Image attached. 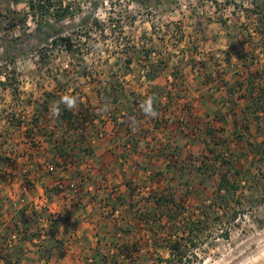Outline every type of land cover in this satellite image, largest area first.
<instances>
[{
	"label": "rangeland",
	"instance_id": "374dc122",
	"mask_svg": "<svg viewBox=\"0 0 264 264\" xmlns=\"http://www.w3.org/2000/svg\"><path fill=\"white\" fill-rule=\"evenodd\" d=\"M68 3L76 13L57 26L60 34L53 35L46 26L37 29L27 17L25 0H0V194L8 185L2 177L9 174L8 179L16 178L11 177L14 169L26 171L33 165L30 171L39 170L35 166L38 146L46 142L38 133L44 123H53V111L59 106L87 116L81 130L71 131L72 139L78 135L90 149L92 139L101 145L99 134L102 138L108 135L115 146L117 140L125 138L130 148H120L113 155L130 153L135 155L132 160L136 164L130 168L131 162L127 163L130 173L124 174L128 180L123 192L112 182L122 172L113 158L111 170L103 169L111 178L108 182L98 175L100 169L98 177L88 175L94 166L99 167L98 159L91 156L82 159L88 165L79 162L84 177L76 180L63 171L81 189L88 188L89 181L100 180L99 185L110 190L112 196L106 197L104 211L108 222L84 236L88 228L78 229L77 223L67 221V211L49 206L48 193L47 207L32 226L37 236L32 241L21 238L28 245L23 264L33 260L36 264H163L169 258L167 243L182 237V220L199 219L201 209L215 196L220 176L236 169V178L228 176L237 190L231 193L222 215L209 214L203 232L192 235L196 247L183 253L191 264H264V171L258 172L261 154H256V160L254 152L257 145L264 144V102L252 101L245 91V99L235 94L230 111L228 107L218 113L221 118L213 112L200 118L193 85L210 78L218 85L229 81L264 92V0ZM66 37L71 39V51L63 46ZM51 40L56 43L51 44ZM211 71H215L214 76ZM235 90L238 93L237 87ZM113 91L118 105L117 100L104 98ZM47 94L53 98H46ZM161 95L171 102L165 99L162 105ZM222 96L218 93L215 99L219 102ZM65 98L74 99L75 106H66ZM145 99L152 100L155 116L143 111ZM245 107H249L248 113L243 111ZM165 109L170 115L159 119L158 114ZM131 111L152 116L149 121L166 134L138 131L145 122H138L141 117L130 115ZM228 111L230 119L224 120ZM255 115L260 116L257 119ZM118 130L123 136L117 137ZM261 150L264 152V146ZM84 179L86 185L81 187L79 182ZM33 192L22 190L13 200H29L35 196ZM78 193L72 195L78 197ZM61 196L66 197V193ZM158 196L165 201L173 199L178 207L160 208L152 226L140 215L147 217ZM4 199L1 194L2 229L15 217V201ZM167 211L172 217L177 213L175 222L168 223ZM63 222L60 233L55 232ZM31 251L37 253L33 254L35 259ZM13 260L18 264L17 258Z\"/></svg>",
	"mask_w": 264,
	"mask_h": 264
},
{
	"label": "trees",
	"instance_id": "16d2710c",
	"mask_svg": "<svg viewBox=\"0 0 264 264\" xmlns=\"http://www.w3.org/2000/svg\"><path fill=\"white\" fill-rule=\"evenodd\" d=\"M65 2V3H64ZM25 5L27 8V17L35 23L37 29H42L44 26L51 30V33L60 34V29L57 27L66 17L72 16L76 13V11L70 10V3H68V0H25ZM79 8V7H78ZM79 10V9H78ZM86 24V22H83V24ZM52 35V36H53ZM51 38V37H50ZM71 39L66 37L64 39L63 46L68 47L69 51H71V45H70ZM56 42L54 40H51V44H55ZM248 85V84H247ZM113 88V87H112ZM114 89V88H113ZM164 87L162 88V92L164 93ZM231 89V88H230ZM229 89V90H230ZM250 94L251 100L264 102V92L258 90L256 87H252L249 85V88L247 90ZM156 93L154 92V95ZM46 98L50 99L53 98L50 94L45 95ZM111 98L114 100L117 96L113 92H108L104 96L105 99ZM60 100V97H58ZM118 102H117V101ZM115 102H117V105L119 104V99H115ZM48 102V101H47ZM53 102V101H51ZM63 103V102H62ZM249 107H245L243 111L246 113L249 112ZM59 115L53 117V130H49L47 125L42 126V130L39 131V136L43 141H45L48 145V148H44L40 153H38V162L35 163L39 169V172H42L43 175H47V173H44V171H47L48 164H53L54 166V172L59 174L61 171H67L69 172L73 178L76 180L80 179L81 177H84L82 175L81 170L79 169V162L82 159V156L84 155H91L90 149L85 146V140H80L81 137L77 135V138H74V135L71 131L78 132L83 128V123L87 119V116L84 115L83 117H80L76 114H74L71 110H68L65 106H59ZM135 112V111H134ZM81 113V112H80ZM79 113V115H80ZM125 114V112H124ZM129 114V113H126ZM167 111L161 113L159 115L160 118H166ZM256 114V113H255ZM132 116L137 117H143L145 115L144 112L142 113H132ZM221 115V114H220ZM218 116L221 118V116ZM255 118H259L260 115H255ZM156 118V117H155ZM36 120V118H35ZM226 120V119H224ZM259 122V121H257ZM156 126V124H154ZM32 130H30L31 132ZM60 134V137H56L57 133ZM32 133V132H31ZM82 137L84 136L83 133ZM69 135V137H67ZM131 140V139H130ZM54 141V143H53ZM133 146H135L134 141H129ZM262 146L264 144L260 143L257 145V151L255 152V158L257 160V155L261 154L259 156V168L258 172L262 173L264 171V152L261 150ZM34 148V147H33ZM160 152H164L163 149L160 150ZM259 153V154H258ZM257 154V155H256ZM59 159V161H57ZM25 168H27L26 165H24ZM17 171V172H16ZM11 172L12 176H20L22 180V185L27 189V191L33 190V184L32 180L28 178V174L30 169H26V171L22 170L21 168ZM27 172V173H22ZM16 172V173H15ZM48 172V171H47ZM80 174V175H79ZM229 175H233L235 178L239 174V170H234L232 173L227 172L223 173L220 176L219 182L216 185V193L212 200H209V204L204 206L201 209L199 219H191L187 218L185 220H182L181 223V234L182 237H178L176 240H171L167 243L168 250H169V258L163 262V264H191V259H189L187 256V253L183 251L186 249L194 248L196 247V244L192 241V235L197 233H202L203 229L206 228L204 223L208 222L209 214H218L219 216L222 215L224 206H226L229 203V199L232 198V192L237 190V187H235L234 182H230ZM126 185V183H125ZM128 186V185H127ZM81 191V188H79L78 192ZM155 201L152 205L151 211L149 214H147V217H144L143 215H140V219L146 223L153 226L154 223L159 218V209L165 208L170 206H176L178 207L177 203L173 199L164 200V198L161 197H154ZM164 203V204H163ZM226 204V205H225ZM110 208H114L113 204H109ZM117 210V209H113ZM158 211V212H157ZM165 215L167 217L168 223L169 221L171 223L175 222L177 220V213H168ZM15 217L10 220V224L5 225L3 228V235L4 238L1 241H6L8 234L11 232H14L19 235V239H26L28 241H32V237L37 236L36 233H33L32 226L35 224L36 220L41 214H36L34 212H31L26 217L22 214H14ZM160 217H162L160 215ZM20 222V223H19ZM173 224L170 226L172 227ZM204 225V227H203ZM225 238H227V233L225 232L223 235ZM22 238V239H21ZM192 244V245H191ZM17 246V245H16ZM18 247V246H17ZM40 252V251H39ZM14 253L16 252V248L13 251V253H10L9 251H1L0 252V259L3 260L4 264H14ZM18 263V262H17Z\"/></svg>",
	"mask_w": 264,
	"mask_h": 264
},
{
	"label": "crops",
	"instance_id": "0c3cea01",
	"mask_svg": "<svg viewBox=\"0 0 264 264\" xmlns=\"http://www.w3.org/2000/svg\"><path fill=\"white\" fill-rule=\"evenodd\" d=\"M222 53L224 54V52H222ZM195 58L196 59L198 58L197 54L195 55ZM241 65L243 66L242 69H244L243 63H241ZM189 66L190 65L188 64L187 68H189ZM245 68H246V66H245ZM210 75L214 76L215 71H211ZM195 80H197V79H195ZM199 81L197 80L193 85L195 87L194 92L196 93L195 94L197 97L196 102L198 105V107H197L198 109H197L196 114L200 118L208 116L212 112H213V116H216V118H218V116L220 115L218 113L222 112V110H225L230 106V104L232 103V99L235 98V94H238L237 97H240L241 99H245L246 98L245 97V91L249 87V85H247V84L236 86V85H233L232 83H230L229 81L223 82V84L220 83L218 85V83H216L214 80L211 81L210 78H209V80L203 79L200 82ZM191 83L192 82H189V84H191ZM215 85H218V86H216V87H214V89L208 91L209 88H211ZM236 87L239 90L238 93L235 90ZM230 88H233V90H229ZM218 93L223 94V96L221 97L219 102L215 99V98H217L216 96L218 95ZM160 99H161L162 105H164L163 100H165L167 98L162 96ZM167 100H169L171 102V99L168 98ZM144 101H148V99H145ZM216 102L219 103V106L216 104ZM214 107H215V109H214ZM209 108L212 111H209ZM230 108L231 107H229V111H230ZM166 111H167L166 116L170 115L169 109H166ZM229 111L226 114H224V117H225V115H226V117H228V118L225 117V119H230V116H227L228 113L230 114ZM159 115H160V113L158 114V116ZM149 117L151 118L152 116H148L145 114L143 117H141V119L138 122H145V125H143L141 128H139L138 131L142 129L141 131L143 134H146L147 132H149L148 134H154L156 136H159V134L165 135L166 134L165 132L163 133V132H161V130L155 128V127H157V125L156 126L153 125L152 122L149 121ZM124 119H126V118H124ZM156 121H157V119H154V122H156ZM122 134L123 133L120 130H118L116 133L117 137L123 136ZM98 136H99V139L97 141L101 145H96L95 140L92 139L91 140V146H90V152L92 155L82 156V159L84 158V160H88V158H90V156H91L92 160L98 159V161H99V163H98L99 167L94 166L95 169L91 172V174H88V175H91V176L96 178L98 169H100L101 172L99 171L98 175H100L101 178L104 177V180L106 179V181L108 182L111 178H109V175L107 173H105L106 171H104L103 169L111 170L110 169L111 168V161H113L112 160V158H113L116 161V166L120 167L122 169V172H121V176L116 175V179L112 180V182L114 185H120L119 186L120 192H123L125 183L128 180V177H126L124 174L130 173V171H128L127 169L132 168V165L136 164V162H134L132 160L134 158L136 159V157H135V155H132L130 153H128V155H124V156H122V155L119 156V154H117V155H113V154L116 151L119 153L120 148L125 150V148H127V149L130 148L131 145L129 143L123 141V139L125 140V138L117 140V143L115 146L112 144L111 141L108 140V138H107L108 135H103V138L101 137L100 134ZM46 144L47 143L41 144V145H45V146H41V147L38 146V152H41L44 148H48V145H46ZM32 150L34 151V148H32L31 151ZM33 151H32V153H33ZM34 154H33V156L35 157L36 154L35 155ZM38 159L39 158H37V160ZM82 159L80 160V163L84 164L83 166L88 165L89 162H87V161L82 162ZM128 162L129 163L131 162L130 168H127ZM82 164L79 165V169L82 170V173L84 174L85 172H83L84 168H83ZM32 166L33 165H29V168L30 169L33 168ZM44 173H47V175L44 176L42 172H39V170L38 171H33V170L29 171L28 175H30L32 177V178L31 177H29V178H31V180H32L33 191H34L33 193L35 195L37 193H44L46 196L49 193L51 195L50 196L51 204H49V206L50 205L56 206V208H57L56 210L58 212L61 209H63L64 211H67V215L69 218L67 221H69L73 225H74V223H77V226L79 225L78 229L82 230V228H83L82 231H84V230H87L86 228H88L87 233L84 234V236H88L89 233H91V232L93 233L94 231L98 230V227L101 228L102 225L104 226L105 224H107L108 219L105 216L106 213H104V211L107 207V206L105 207L106 200H107L106 197L112 196V194L109 195L110 190H107L106 188L104 189L101 187V185H99L100 180H98L94 183L92 181H89L88 182L89 187L86 188L84 186L83 189H81L83 191L78 193L79 194L78 197H76L70 193L65 192L66 197L62 198L61 195L63 192H59V190L55 191L52 189L54 179L56 178V176L58 174L56 172H47V171L46 172L44 171ZM8 175H7V177H8ZM7 177L6 176L2 177V179L5 181L4 184L8 183V185L3 186L4 190L1 194L4 196V198H5L4 200L8 201V200H13L14 198H16V196H17L16 194H18L20 196V193L23 190V185H22L23 182H22V180H20L21 177L18 178V176H16V178H13V179H8ZM13 201H15V200H13ZM73 203H75V204L77 203L78 206H75ZM17 213L22 214L25 217L28 215V213H23L22 211L21 212H15V214H17ZM72 222H74V223H72ZM97 222H98V225L96 226L95 223H97ZM62 225L63 226H61V224H60L57 227V230L55 232L60 233V231H61L60 229H63V227H64V222L62 223ZM67 225H68V223H67ZM93 226H94V230H92ZM65 230H67V228ZM90 230H91V232H90ZM3 231H4V229H2L0 226V241L4 238ZM26 246H28V245L24 240H19L15 243V245L10 250V253H13V251L16 248L17 253H14V258H17L18 264H23V260L26 257H28V253H26L27 249H24V248H26ZM18 249L22 250V251L20 250L21 254L18 253ZM36 250H37V248H36ZM30 254L32 255L31 258L34 255L38 256L36 252H32V251L30 252ZM36 258H38V257H36ZM33 259H35V258L33 257ZM35 261L36 260H33L34 263H35ZM31 262L32 261L28 262V264H34L33 262L32 263ZM0 264H4L3 260H1V259H0Z\"/></svg>",
	"mask_w": 264,
	"mask_h": 264
},
{
	"label": "built area",
	"instance_id": "2783aa9c",
	"mask_svg": "<svg viewBox=\"0 0 264 264\" xmlns=\"http://www.w3.org/2000/svg\"><path fill=\"white\" fill-rule=\"evenodd\" d=\"M49 130H53L52 120L47 125ZM59 161V159H57ZM48 172H54V166L48 165L47 167ZM67 172V171H66ZM69 173V172H68ZM85 179L84 182L80 181L79 185L82 187L83 183L86 185ZM77 182L73 181L70 175L62 173L58 174L54 179L52 189L59 190V192H67V193H74L78 192L79 187H77ZM23 190H27L23 187ZM48 199L44 193H37L34 197L29 198H19L13 203L14 212H23L29 213L30 210L36 214H40L43 209L47 207ZM30 209V210H29ZM115 214H118V210H114ZM46 223H44L45 225ZM43 233V231H42ZM19 240V235L11 232L8 234L6 241H0V252H5L6 250L9 251L15 245V243ZM35 242V241H34Z\"/></svg>",
	"mask_w": 264,
	"mask_h": 264
},
{
	"label": "clouds",
	"instance_id": "9594fccd",
	"mask_svg": "<svg viewBox=\"0 0 264 264\" xmlns=\"http://www.w3.org/2000/svg\"><path fill=\"white\" fill-rule=\"evenodd\" d=\"M66 106H68L69 108L71 107H74L75 106V100L74 99H68V98H65L64 101H63ZM142 109L143 111L146 113V114H150L152 116H155L156 115V112L154 111L153 107H152V100L149 99L148 101L145 102V104H143L142 106ZM53 115H59V110L58 109H54L53 111Z\"/></svg>",
	"mask_w": 264,
	"mask_h": 264
}]
</instances>
